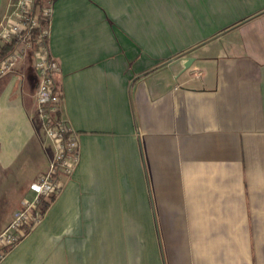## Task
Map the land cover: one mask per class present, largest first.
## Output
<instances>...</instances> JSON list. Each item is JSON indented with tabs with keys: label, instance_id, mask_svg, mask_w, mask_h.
<instances>
[{
	"label": "crops",
	"instance_id": "crops-1",
	"mask_svg": "<svg viewBox=\"0 0 264 264\" xmlns=\"http://www.w3.org/2000/svg\"><path fill=\"white\" fill-rule=\"evenodd\" d=\"M46 31L79 156L0 264H264V0H53ZM34 62L0 77V232L56 152Z\"/></svg>",
	"mask_w": 264,
	"mask_h": 264
},
{
	"label": "built area",
	"instance_id": "built-area-1",
	"mask_svg": "<svg viewBox=\"0 0 264 264\" xmlns=\"http://www.w3.org/2000/svg\"><path fill=\"white\" fill-rule=\"evenodd\" d=\"M9 8L0 23V77L29 52L33 54L40 114L56 152L48 167L31 182L33 196L13 211L8 225L0 232V259L42 221L49 203L62 189L63 177L72 172L79 156L75 134L62 118L55 116L61 102L54 78L58 65L50 55L46 31L53 0H12Z\"/></svg>",
	"mask_w": 264,
	"mask_h": 264
},
{
	"label": "water",
	"instance_id": "water-1",
	"mask_svg": "<svg viewBox=\"0 0 264 264\" xmlns=\"http://www.w3.org/2000/svg\"><path fill=\"white\" fill-rule=\"evenodd\" d=\"M179 56H180V55H179ZM179 56H177V57H179ZM187 61H188V62H186V64H185L186 67L190 66V63L192 62V58H187ZM169 62H170V61H169Z\"/></svg>",
	"mask_w": 264,
	"mask_h": 264
},
{
	"label": "trees",
	"instance_id": "trees-1",
	"mask_svg": "<svg viewBox=\"0 0 264 264\" xmlns=\"http://www.w3.org/2000/svg\"><path fill=\"white\" fill-rule=\"evenodd\" d=\"M39 31H40L39 29H38V30H36V34H37V32H39ZM55 116L59 118V117H60V115H59V112H58V113H56V114H55Z\"/></svg>",
	"mask_w": 264,
	"mask_h": 264
},
{
	"label": "rangeland",
	"instance_id": "rangeland-1",
	"mask_svg": "<svg viewBox=\"0 0 264 264\" xmlns=\"http://www.w3.org/2000/svg\"><path fill=\"white\" fill-rule=\"evenodd\" d=\"M29 54H31V53L29 52Z\"/></svg>",
	"mask_w": 264,
	"mask_h": 264
}]
</instances>
